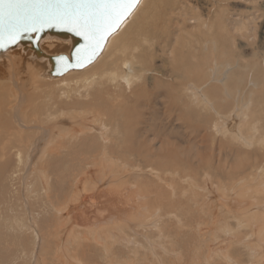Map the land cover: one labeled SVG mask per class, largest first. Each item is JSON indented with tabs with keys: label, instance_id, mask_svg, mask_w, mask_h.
Instances as JSON below:
<instances>
[{
	"label": "bare ground",
	"instance_id": "obj_1",
	"mask_svg": "<svg viewBox=\"0 0 264 264\" xmlns=\"http://www.w3.org/2000/svg\"><path fill=\"white\" fill-rule=\"evenodd\" d=\"M144 1L139 2L120 28L108 38L102 54L93 62L97 67L90 73L85 70L87 75H68L80 70L73 69L57 76L55 81H48L51 79L45 77L43 79L46 81L40 79L41 72L51 78L45 73L49 59L47 56L37 55L30 47L24 51L33 50L32 53H21L26 56L27 64L34 70V82L28 87L26 84L20 87L16 79L14 89H8L5 94H1L3 86L0 87V204L13 205L19 214V217L11 216L15 221L14 233L0 232V241H8L5 247H0V256H4V259H0V264H119V241L133 245L136 250L135 253L128 252L129 264H138L141 260L142 264H168L167 255L172 256V264H182L181 250L175 245L180 241V227L177 225L178 221H173V215L176 218L181 215L179 212L173 213L171 209L186 189L199 196V187L202 184L206 190L215 194L218 209L233 212L241 222L258 218L257 243L264 249V213L256 212L249 216L245 213L240 216L241 212L238 210L245 203L229 199V187H226L232 185L231 191H239L241 195L246 193L252 198L253 193L257 192L260 195H257L259 201L264 198V137L256 136L260 134L259 126L247 114L250 105L249 102L246 103V92L251 94V89L247 91L245 88V92L240 94L235 91L233 96L227 93L230 98L219 95L220 91L223 95L224 92L237 89L241 74L243 78L245 76L243 67L232 71L227 63V66H230L229 71L225 65L215 71L211 69L219 66L213 67L212 62L211 66H207L208 58L205 60L202 57V61L200 58L196 62L193 61L197 47L200 50L209 49L207 56L211 51L219 55L218 58H228L229 52L224 49L221 41L217 46L215 38L232 37L231 42L236 44L235 33L243 34L248 29L247 20L250 19L242 13L243 15L229 19V27L217 25V22V26H213L207 22L210 14L200 5V13L188 17L185 22L188 27L198 28L200 38H194L195 33L192 30L184 31V36L189 38L185 46L191 50L181 57L179 43L183 44L185 39L181 36L183 28L179 26L178 17L188 13L187 3L181 0L180 5L162 8L156 3L164 0H152L148 8L141 13ZM188 22L192 25H188ZM233 29L236 30L235 33H231ZM48 38L53 40L55 37L47 35L40 42L41 49L49 52L48 55L52 54L50 51L59 50L61 46L65 51H70L71 38H57V41L54 40L45 47L43 42ZM207 42L210 47L206 45ZM18 48L20 47L15 48L13 56L21 51ZM165 53L169 54V57L162 58L163 63L160 65L153 63L155 59H142L150 56L157 58L159 54ZM260 57L254 56L251 59L254 65L262 61V71L259 68L254 70L253 77L257 81L264 80V59ZM164 63H170V68L166 70ZM7 68L8 61L2 55L0 81L7 74ZM12 69L15 70L13 67ZM70 80L75 82L71 83ZM255 86L257 87L258 83L250 84L251 88ZM37 92L40 93L37 95ZM236 97L239 107L235 112V107L233 110L230 108L235 104ZM115 110L125 116L123 127L116 126ZM135 110L139 115V122H135L132 117ZM201 110H212L218 116L211 123L213 131L219 132L225 140L233 138L244 149L235 145L233 148H225L223 141H220L223 139H220L216 143L217 148L211 147L210 158H205L206 152L199 151L203 146L196 145L192 147V154L187 155L186 149L189 148L184 146H192L199 137L202 141L201 137L205 135L207 128L202 129L197 125L199 130L191 128L187 133L185 130L189 121L187 123L186 119L191 116L206 118V112L204 115ZM34 115H39V122H27L28 118ZM49 120L53 124L46 128L43 123ZM61 124L70 127L62 128L59 126ZM191 124L192 127L193 123ZM85 126L92 130H85ZM148 130L152 131L154 138L159 141L157 146L151 145L153 152L150 155L154 157L153 162L142 152L141 155L149 164L138 163L130 166L118 155L117 150L112 149L111 151L115 152L111 154L106 151L112 141L117 149L132 151L135 143L148 138ZM194 132H200L202 135L198 133L192 136ZM91 133L95 134L92 144L87 140V135ZM81 137L83 140L80 144L72 146L73 150L66 153L62 150L68 144L64 143L62 138L73 141ZM47 140L51 148L41 151L43 142L45 145ZM183 148L186 157L179 155L184 152L180 151ZM233 155L234 158L229 163ZM241 156L248 160H240ZM81 157H86L92 163L102 157L103 165L99 169L90 167L86 170L81 168ZM206 161L211 168L217 169L216 173L220 172L224 178L229 179L228 183L217 181L221 186L215 191L212 189L218 184L213 185L214 178L209 169L204 171L202 183L191 174L180 175L172 171L178 168L184 173H190L191 169L195 170V166ZM184 164L188 165L187 169ZM194 175L197 173L194 172ZM26 176L28 181L23 183ZM19 177L20 183H17ZM106 181L111 186L104 192L93 186ZM8 182L16 187L18 197L15 199L7 198L5 183ZM65 186L70 190L69 194ZM208 194L210 196V193ZM55 200L60 206L55 211L56 235L51 236L41 217L34 218L30 212ZM211 205L213 206V202ZM167 220L171 225L169 228H166L164 223ZM0 225L12 226L9 218H5ZM153 227L156 237H152L149 230ZM128 229H132L129 231H133V234L149 235L147 252H140V248L146 245L135 239ZM23 233L27 236L19 241L18 238ZM21 242L24 246L20 245ZM114 244L116 246H112ZM101 247H104L103 250L96 256Z\"/></svg>",
	"mask_w": 264,
	"mask_h": 264
},
{
	"label": "rangeland",
	"instance_id": "obj_2",
	"mask_svg": "<svg viewBox=\"0 0 264 264\" xmlns=\"http://www.w3.org/2000/svg\"><path fill=\"white\" fill-rule=\"evenodd\" d=\"M180 1L181 0H164L162 2H157L156 4L159 7L166 8V7H168V5L170 7L175 6V5H180ZM182 1L187 3L189 10H188L187 14H184L183 16L178 17L179 26H181L183 28V32H182L181 36H182V39H185V40H183V44H182V42L179 43V46L181 47V50H182L181 51L182 52L181 57L185 53H187L188 51L191 50V48H188L187 46H185V44L189 41V38H186L184 36V31L192 30L195 33L194 38H196V39L200 38V33L198 32L197 27H192V26L188 27L185 25L186 19L188 17H192V16L200 13L199 12L200 10L198 9V7L200 5H203L204 11L207 12L208 14H210V17L207 19L208 20L207 22H209L213 26H217L218 24L219 25L221 24V25H223V27H225V26L229 27V25H228L229 19H231L232 16L243 15L242 13L246 14L248 16V18L250 19V20H247V28L248 29H246L243 34L239 35V33L236 32V30H234V29L231 31V33L236 32L235 33V38L237 40L235 42L236 44H233V42H231L232 37H228V39L227 38L222 39L221 36L218 38H215L217 41V46H219L222 42L223 45L225 46L224 49H226L229 52L228 58H225V57L218 58L219 55L217 56V54H214L213 52H212L213 53L212 54L211 51H210V55L207 56V54H209V49H207L208 51H206L203 49L200 50V48L197 47L196 53L194 54L195 57H193V61L196 62V60H198V58L201 59L202 57L205 60L208 58L209 60H207V62L208 61L209 62L207 63V66H211L210 62H212L213 67H216V65L219 66L216 69H211V70H215V71H217L218 69H222V66H224V65L226 66V69H228V67L231 66V68L233 69L232 71L240 69L241 67H243L242 72L244 73L245 76L243 78V75L241 74L240 80L237 83V89H232L231 92H226V93L224 92L223 95L221 94V91H220L219 95L220 96L225 95V97H226L227 93H229V94H231L230 96H233L235 91L240 94V92H243V89H245V88L247 91H249V89H251V94L246 92V95H247V102L246 103L249 102L248 105H250L249 106L250 110H247L248 111L247 114H248V116L250 115V119L257 122V124L259 126L258 130L260 131V134H257L256 136L257 137H260V136L264 137V113H263L264 112V107H263L264 106V80L261 79V80L257 81V79H255L253 77L255 68H259L262 71L263 66L261 64L262 61H258L255 63L256 65H254V62L251 60L254 56L255 57L261 56L260 58L264 59V0H182ZM151 2H152V0H145L144 1L141 13L148 8V5H150ZM211 10L213 12H211ZM137 11H138V9H137ZM212 13L214 15H212ZM253 17L254 18L256 17V18L253 19ZM249 21H250V24H249ZM190 22H188V25H192V23H190ZM216 22H217V25H216ZM202 29H203V27H202ZM56 39H57L56 37L53 40H52V38H48L45 40V42H43V45L45 47L49 46V44H52V42L54 40L55 41L58 40V39L57 40ZM53 45H55V43ZM206 45L208 47H210V44L208 42L206 43ZM18 49H20V48H18ZM20 50L21 51L18 52V55L16 53L17 56L12 55L14 53L15 49L8 50V51L3 52L1 54V56L3 55V57H5L8 61V68L6 70L7 74H5V76H4V78L6 80L3 78L0 81V87L3 86L1 94H5L8 89H9L8 91L14 89L16 79L18 80V82H20V83L17 82V84L20 87H22L23 84H26L27 85L26 87H28L32 82H34V78L32 76V74H33L32 71H34V70L31 66H29L27 64V61H26L27 59L25 56L30 51H31L30 53H32L33 50H30V51H24L23 49H20ZM23 51L25 54L24 56L21 53ZM61 51H65V49L62 48V46L59 48V50L50 51V54L51 53L53 54V52L58 53ZM216 51H214V52L216 53ZM26 52H27V54H26ZM66 52H69V49H67ZM206 52H208V53H206ZM47 53H49V52H47ZM18 57L20 58V60H18ZM167 57H169V54L165 53V54H159V57H157V58L150 56L148 58L143 57L142 59H145V60L155 59V61H153V63H155L156 65H160L163 63L162 58H167ZM23 58H24V60H22ZM190 59L191 58H188V60H190ZM211 59H212V61H211ZM200 61H202V59ZM13 62H15V63H13ZM22 62H24V64ZM9 63L11 65H9ZM227 63H229L230 66H227ZM49 64L50 63H47L48 69H49ZM164 64H165L166 70L169 69L171 66L170 63H164ZM91 65L83 68V70L80 69V70L71 72L68 75H70V76L74 75V76H78V77H81L82 75H85V74L87 75L88 72L90 73L93 70V68L97 67L96 63L95 64L92 63ZM12 67L15 68V70L12 69ZM9 69L10 70L12 69V70L10 71ZM46 70H47V68L45 69V73L47 72ZM85 70L88 72H86ZM35 71H37V70H35ZM227 71H229V69ZM43 72H44V70H43ZM18 73H21V74H18ZM41 74H42V76H41L42 78H40V79H43L44 77H45V79H51L48 81H52V79H53V81H55L54 79H56V77L52 78L50 76L51 78H49L47 76H44V74L42 72H41ZM19 75H21V76H19ZM45 79H43V80H45ZM227 81H228V79H227ZM70 82L72 83L75 81L70 80ZM182 83L183 82H181V84ZM251 83L252 84L258 83V86L251 88L250 87ZM218 84L222 85L221 82H218ZM180 87H182V85ZM226 90L227 89H225V91ZM39 93L40 92H37V95ZM215 94L216 95L218 94L217 91ZM34 95H36V93ZM227 98H230V97L227 96ZM236 100H237V97L235 98V104H233V106L230 108L233 110L235 107V112L237 111V109L239 107ZM35 103H36V101H35ZM261 105H262V107H261ZM137 107L140 108L139 106H137ZM201 112L205 115L206 110L205 111L201 110ZM212 112H213L212 110L211 111L209 110V112H206L205 116H206V118L208 117L207 119L202 117V116L201 117L199 116L201 119L198 118V116H191V118L186 119L187 123H188V121L190 123V124L188 123V127L189 126L190 127L189 128L187 127L185 130V131H187V133H189L191 131V128L195 129V130H199V126L201 128L202 127L207 128V129L205 128L206 129L205 135L203 137H201L202 141L200 140V137H199L197 139L198 141H196L195 144L191 143L192 146L189 144L191 147L188 144H186L184 146L185 148H187V147L189 148V149H186V151H188L187 155L192 154L191 153L192 147H194V145H196V146H200V147L203 146L202 149L201 148L199 149V151L204 152V153L206 152L205 158H210L211 152H212L211 147L214 148L216 146V143L220 139H223L220 141H223L225 148H233L235 145L236 147H238L242 150L244 149V147L239 145L233 138L229 137L227 140H225L224 137H222L221 135L218 134L219 132L216 133L215 131H213V129H211L212 128L211 127L212 121L215 120L214 118L218 117L214 112L213 113ZM74 113H78V112H74ZM114 115H115L116 126L117 127H120V126L123 127V124L125 121V116L122 113L117 112L116 110L114 111ZM132 117H133L135 122L140 121L139 115H138L136 110L134 111ZM30 118H33V119H30ZM30 118H28L27 122H35V123L39 122V115H34L33 117H30ZM30 120H32V121H30ZM198 122H199V124H198ZM191 123H193V126H196V128H198V129H196L193 126L191 127V125H192ZM50 124H53V122L51 120L43 123V125H46V128ZM201 124H202V126H201ZM204 124H206V125L208 124V125L205 126ZM197 125H199V126H197ZM59 126L62 128H69L70 127L67 124H65V125L61 124ZM201 128H200V130L203 129V128L202 129ZM84 129L88 130V131L92 130V128H90L89 126L88 127L85 126ZM89 129H91V130H89ZM200 132H194V133H192V136L198 135V133L201 134L203 132V130L201 133ZM215 134H217V135H215ZM94 135H95L94 133L87 135V140L89 143L91 142V144H92V138H94ZM112 137H113V135H112ZM147 137H148L147 139H141L140 143H135L132 151H129L125 148L117 149L114 141H112L109 144V146L106 148V151L109 152V154H111V153L115 152V151H111L112 149L117 150L118 155L123 157L128 162V164L130 166L138 164V163L149 164L148 160L145 159L141 155V153L143 152L146 155V157L150 161L153 162L154 157L150 155V153L153 152V150L151 149V145L157 146L159 144V141H157L154 138V136L152 135V131H150V130L147 131ZM214 138L215 139L217 138V139L214 140ZM62 140L64 141V143H68L67 146L62 149L66 153L68 150H73L72 146L80 144L81 141L83 140V137H81L80 139H74L73 141H68V138H62ZM52 141H54V140L52 139ZM213 141L215 143H213ZM201 142H202V144H201ZM50 148H51V144L49 145V140H47L45 145L43 142V144L41 146V151H43L44 149H50ZM216 148H217V146H216ZM91 149H93V148H91ZM182 150L184 151V148L181 149L180 151H182ZM194 150H195V148H194ZM186 151H184L185 153L180 152L179 155L186 157L187 156V155H185ZM81 158H82L81 168H85L86 170L90 167H94L96 169H99L103 165V158L102 157L98 158L96 163H92L86 157H81ZM233 158H234V155L230 157L229 163L233 160ZM240 160L246 161L248 159H245L244 157L241 156ZM184 167L187 169L188 165L184 164ZM208 169L210 170L211 176L214 178L213 185L215 186L216 185L215 183L218 184L215 186V188L213 186L214 189L211 188L212 190L215 191L219 188V186H221L218 183L220 180H222V182L224 181V182L228 183L229 179L224 178V175L220 172L216 173L215 170H217V169H215L213 167L211 168L208 161H206L202 165L195 166V170L191 169L190 173H184V172H182V170H180L178 168L172 169V171H174L175 173L177 172L180 175L191 174L192 176H195V178L200 183H202L203 173L205 170H208ZM120 171L121 170H119V173H120ZM194 172H196L197 175H194ZM20 179H21V177H19L16 180V182L20 183ZM27 181H28V178L26 176L22 182L26 183ZM90 184L93 185L92 182ZM93 186H95V188L98 191L104 192L107 190V188L109 186H111V184L106 181L100 185L94 184ZM231 186L232 185H226V187H229L228 198L231 200L235 199V200H238V201L245 203L241 207V209L238 210V212H241L240 216H244L245 213L248 216L251 213H256V212L264 213V198L259 201L258 196H260V195H258L257 192L253 193V198L257 197L254 200L252 197L246 195V193L241 195L238 193L239 191H235V192L231 191L230 190ZM222 187H224V186H222ZM5 188L7 190V198L15 199L18 197V195L16 193V187L14 185H12L10 182L5 183ZM64 188L67 190V192L69 194L70 190L67 188V186H65ZM204 189H205V186L203 184L200 185L199 196L194 195V191H189L186 189V192L184 194H182V196H181L182 198L178 197V199H177V197H176L174 199V202H176V199L178 202H176L175 207H173L171 210L173 213L179 212V214L181 215L180 218H176L175 215H173V213H172L173 221H178L177 225L180 227L178 229L181 232L179 234L180 241L178 244H175L177 246V248L181 250L180 254H182V256H183V258H181L182 256H180V258L182 259V261L180 263H182V264H194V263L195 264H228V263L229 264H236V263L237 264H264V249H263L262 245H258V243H257V240H258L257 239V235H258L257 219L258 218L254 217V218H251L250 220H246L245 222H241L235 216V214L233 212L226 210V209H224L225 211H223L222 209H218L217 205L215 203V201H216L215 196H214L215 194H213L212 191H208V190H206V189L204 190ZM208 193H210V196ZM262 196H264V194H262ZM194 201H196V202H194ZM212 202H213V206L211 205ZM250 203H252V205H250ZM210 205L212 206V208L210 207ZM59 206H60V204H58L57 200H55L51 204L48 203L45 205H41V208H39L38 210H36L34 212H30L34 218H35V216L41 217V219L45 222V225L48 227L51 236L56 235V222H55L56 212L55 211H56V208ZM0 215H1L0 222H2L5 218H9L11 221V224H12L11 227L8 225H5V226L0 225V232L1 231H9V232H11L9 234L14 233L15 227L13 226V224L15 223V221L11 218V216L19 217V214H17L16 210L14 209V206L13 205L7 206L6 203L0 204ZM165 217L167 219V216H165ZM211 217H212V220H211ZM164 223H165L166 228L171 227L168 220L165 221ZM196 229H199V230H196ZM129 230H132V229H128V231ZM149 230L151 232V236L156 237V235L153 233V232H155L154 231L155 227L150 228ZM138 231L141 232L139 229H138ZM129 232H131V231H129ZM131 235L135 239L143 242L146 245V246L143 245L140 248V250H141L140 252H147L149 235H147V234L144 235V234H140V233L133 234V231L131 232ZM26 236H27V234L23 233L18 238V240L22 241L23 238ZM228 237H230V238H228ZM227 240H228V242H227ZM7 242L8 241L6 239H2L0 241V247H5ZM59 242H61V241H59ZM20 245L24 246V243L21 242ZM128 245L129 244L125 243L124 241L118 242V247H117V253H118L117 257L118 258H117V261L119 264H122V263L129 264L128 252H130V251H132L134 253L136 252V250L133 248V245H131V244L129 246ZM225 245L227 246L226 248H225ZM112 246H116V245L114 244ZM221 247H223L224 249H221ZM103 248L104 247H101L100 250L98 251V253H96L95 255L99 256L100 252L103 250ZM126 249H127V251H126ZM131 254H133V253H131ZM149 256H151V254H149ZM0 259H4V256H0ZM166 259H167L168 264H172L171 263V259H172L171 255H167ZM105 264H106V262H105ZM138 264H142V260Z\"/></svg>",
	"mask_w": 264,
	"mask_h": 264
},
{
	"label": "snow or ice",
	"instance_id": "obj_3",
	"mask_svg": "<svg viewBox=\"0 0 264 264\" xmlns=\"http://www.w3.org/2000/svg\"><path fill=\"white\" fill-rule=\"evenodd\" d=\"M138 4L139 0H0V48L16 43L23 33L65 26L86 41L77 49L76 66L83 67Z\"/></svg>",
	"mask_w": 264,
	"mask_h": 264
},
{
	"label": "water",
	"instance_id": "obj_4",
	"mask_svg": "<svg viewBox=\"0 0 264 264\" xmlns=\"http://www.w3.org/2000/svg\"><path fill=\"white\" fill-rule=\"evenodd\" d=\"M140 1L141 0H139V2ZM136 7H135V9H136ZM123 22L120 24V26L123 24ZM120 26H119V28H120ZM117 30L113 31L112 34L114 32H116ZM47 35H51V36H54L56 38H61V39L71 38L72 46H71L70 51L69 52L61 51V52H58V53H53L51 55H48L40 47V42ZM111 35H109L107 37L106 42L102 43L101 49H97L96 50V55L92 59L91 63L85 62L83 67H77L76 66V63H77V49L83 48L85 46V44H86V41H85L83 36L77 34L76 31L70 30L68 27H65V26L44 27L42 31L23 33L20 36V38L17 40L16 43L8 44L7 47L0 48V55L3 52H6L8 50H13V49H15L17 47H20V49H23V50H27V49H29L31 47L37 55H44V56L48 57L50 64H49V69L47 68V74L49 76H51V77H57V76H61V75L65 74L69 70L83 69V68L89 66L90 64H92L93 62H95L97 60V58L102 54V52H103V50H104V48L106 46L107 40H108V38ZM89 54H90V52H89ZM59 57H68L69 59H68L67 62H65V61L59 60L58 59Z\"/></svg>",
	"mask_w": 264,
	"mask_h": 264
}]
</instances>
